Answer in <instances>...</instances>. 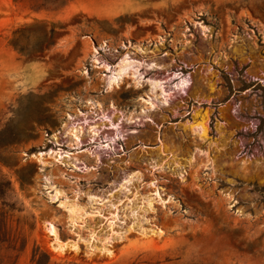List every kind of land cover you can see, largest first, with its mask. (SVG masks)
Listing matches in <instances>:
<instances>
[{"label": "rangeland", "instance_id": "rangeland-1", "mask_svg": "<svg viewBox=\"0 0 264 264\" xmlns=\"http://www.w3.org/2000/svg\"><path fill=\"white\" fill-rule=\"evenodd\" d=\"M1 178L10 264H264V0H0Z\"/></svg>", "mask_w": 264, "mask_h": 264}, {"label": "trees", "instance_id": "trees-1", "mask_svg": "<svg viewBox=\"0 0 264 264\" xmlns=\"http://www.w3.org/2000/svg\"><path fill=\"white\" fill-rule=\"evenodd\" d=\"M8 185L10 187V182L4 180V178L0 179V234L5 231V235L9 238L0 241V264H10L11 258L8 251L11 249L16 250V248L5 246L6 242L10 241L11 243L14 240L11 236L12 226L10 221L13 216L12 212L19 210L16 202L10 201L9 192L11 188H8ZM3 251H5V254L2 253Z\"/></svg>", "mask_w": 264, "mask_h": 264}, {"label": "bare ground", "instance_id": "bare-ground-1", "mask_svg": "<svg viewBox=\"0 0 264 264\" xmlns=\"http://www.w3.org/2000/svg\"><path fill=\"white\" fill-rule=\"evenodd\" d=\"M199 126H200V125H199ZM205 129H206V128H205ZM205 129H204V130H205ZM116 215H117V214H116ZM107 219L109 220L108 217H107ZM52 223H53V222H52ZM52 223H51V224H52ZM110 223H111V222H110ZM47 224H48V223H47ZM51 224H50V225H51ZM112 224H113V223H112ZM48 225H49V224H48ZM50 225H49V226H50ZM54 226H55V225H54ZM56 227H57V226H56ZM53 228H54V227H53ZM48 229H49V227H48ZM56 229H57V228H56ZM154 229H155V228H154ZM54 230H55V229H54ZM113 230H114V229H113ZM155 230H157V232H158V229H155ZM151 231H152V230H151ZM49 232H50V231H49ZM157 232H156V233H157ZM51 233H52V232H51ZM51 233H50V234H51ZM153 233H154V232H153ZM160 233H161V232H160ZM52 234H53V233H52ZM56 234H58V233L56 232ZM53 235H54V234H53ZM59 235H60V234H59ZM163 235H164V234H163ZM55 236H56V235H55ZM59 238H60V236H59ZM53 240H54V239H53ZM56 240H57V239H56ZM59 240H60V239H59ZM58 242H59V241H58ZM55 243L57 244L56 241H55ZM59 243H61V242H59ZM69 243H70V242H69ZM56 244H55V245H56ZM63 244H64V243H63ZM58 245H59V244H58ZM60 245H61V244H60ZM60 245H59V246H60ZM70 245H71V244H70ZM75 245H76V244H75ZM52 246H53V244H52ZM61 246H62V245H61ZM55 247H56V246H55ZM66 247H68V246H66ZM71 247H72V246H71ZM75 247H76V246H75ZM109 247H110V246H109ZM109 247H108V248H109ZM63 248H65V247H63ZM76 248H77V247H76ZM108 248H107V249H108ZM66 249H67V248H66ZM68 249H69V248H68ZM111 249H112V248H110V250H111ZM58 250H59V249H58ZM61 250H62V249H61ZM74 250H75V249H74ZM112 250H113V249H112ZM112 250H111V251H112ZM108 251H109V249H108ZM111 251L108 252V254H110ZM55 252H56V251H55ZM59 252H60V251H59ZM112 252H113V251H112ZM60 253H61V252H60ZM66 253H67V252H66ZM64 254H65V253H64ZM108 254H107V255H108ZM60 255H63V254L61 253ZM115 256H116V255H115ZM113 258H114V257H113Z\"/></svg>", "mask_w": 264, "mask_h": 264}]
</instances>
